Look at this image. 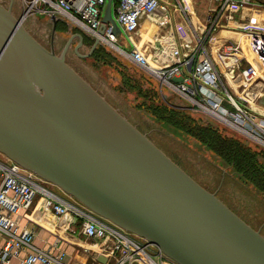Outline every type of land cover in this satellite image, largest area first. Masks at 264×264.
<instances>
[{"label":"water","instance_id":"obj_1","mask_svg":"<svg viewBox=\"0 0 264 264\" xmlns=\"http://www.w3.org/2000/svg\"><path fill=\"white\" fill-rule=\"evenodd\" d=\"M112 2L103 28L120 33ZM68 45L46 48L0 2V151L181 264H264L260 231L118 112L66 61Z\"/></svg>","mask_w":264,"mask_h":264},{"label":"built area","instance_id":"obj_2","mask_svg":"<svg viewBox=\"0 0 264 264\" xmlns=\"http://www.w3.org/2000/svg\"><path fill=\"white\" fill-rule=\"evenodd\" d=\"M34 1L49 4L54 12L66 13L81 29L99 37L103 45L126 53L137 65L154 74L160 84L183 95L195 110L230 124L246 137L264 144V119L250 107L253 98L250 102L241 103L231 94L223 82L219 63L214 62L203 41L211 36L223 11L253 3L264 6V0H208L214 6L208 8L203 38L197 39L193 48L190 42L179 43L169 53L164 52L159 62H152L153 64L141 48L134 45L130 49L125 48L118 40L123 38V34L132 37L137 33L143 13L153 14L157 9L162 10V16L158 18L161 23L167 22L171 10L169 1L113 0L112 16L121 29L120 33L113 31L114 23L111 20H107L103 28L108 0ZM148 17L156 18L152 15ZM101 28L104 29L103 33L99 31ZM243 28L247 32L248 53L243 52L235 42H224L218 50V58L227 74H232L234 68L242 65V60H246L241 70L242 85L247 86V91L250 88L257 90L264 82V24L260 23L255 27L246 24ZM178 76L180 78L176 79ZM242 85L239 95L244 92ZM224 98L235 107V111L221 105ZM8 159H0V264H11L22 250L25 253L19 264H69L64 249L55 253L41 248L27 249L35 232L29 223L19 221L17 215L30 209L41 185L33 180L29 169L10 157ZM44 189L46 193L43 205L47 209L53 210L58 218L72 213L79 219V230L87 237L103 240L104 249L110 254L129 257L140 264H181L158 247L150 251L148 245L155 244L148 240L143 243L133 240L124 232L123 227L107 218L105 220V217L103 219V216L79 199L60 197L52 190Z\"/></svg>","mask_w":264,"mask_h":264},{"label":"rangeland","instance_id":"obj_3","mask_svg":"<svg viewBox=\"0 0 264 264\" xmlns=\"http://www.w3.org/2000/svg\"><path fill=\"white\" fill-rule=\"evenodd\" d=\"M185 1L189 2L188 0ZM203 1L205 0H199L198 3L203 5ZM0 2L6 7L10 6L16 17H22L24 27L46 48L49 49L53 42L55 52L60 54L65 45L69 43L65 58L76 71L191 178L208 191L213 192L234 213L252 228L258 229L264 236V188H259L250 180L244 178L231 163L224 161L221 156L197 137L154 114L152 112L153 108L150 106L153 105V102L157 103L159 101L160 96L158 94L160 93L164 99L169 100L175 106L181 107L184 110L182 112L189 114L198 122L216 128L223 135L233 134L234 137L240 138L253 150H264L263 143L253 140L251 137H246L230 124H225L209 114L195 110L183 95L166 85H160V81L154 74L137 65L126 53L119 52L111 46L104 48L106 50L105 54L100 53V51L90 53L93 44L90 41L81 44V39L78 36V34L85 35L89 33L77 26L66 13L54 12L49 4L37 3L34 0H0ZM154 13L161 15L163 11L157 9ZM181 15L185 17L182 11ZM54 21H57V25L52 38ZM156 27L158 28L157 25ZM159 28L163 34L170 30L167 24ZM138 34L141 40L136 37ZM138 34L132 37L123 34V38L119 39L118 43L130 49L133 43L137 45L140 43L139 41H143L148 52L141 49L148 54V58L152 63V57L149 56L150 50L148 49L155 48L157 33L154 27L150 26L140 29ZM211 37L214 36L211 34L207 40H210ZM168 45L173 47V42L172 44L168 43ZM244 62L246 63V60H242V65L237 66L232 74H227L223 82L226 88L231 90V94L241 103L250 102L254 96L253 94L259 91H261L259 92L261 95H258L257 101L262 100L264 82L259 85L257 90L250 88L247 91V86L242 85L241 70ZM240 84L244 87V92L241 95L238 93L241 89ZM149 89L151 91H146ZM153 92H155V95H152ZM163 92L165 93L163 94ZM221 105L235 111V107L226 98L222 100ZM249 105L254 110L253 99ZM8 158L7 154L0 151L1 160L8 161ZM259 159L261 160V157ZM31 176L35 182L41 185L35 198L36 201L41 203L40 205H43L45 200L46 190L44 187L52 190L60 197L76 199L57 184L42 178L33 171H31ZM123 229L133 240H138L141 243L147 241L145 237L125 228ZM148 246L150 251L151 249L155 250L157 247L156 245ZM102 256L103 254L94 259L99 263L103 262L102 260L106 261L107 257L102 259ZM113 258V264H140L137 260L132 261L129 257H122L119 254L113 256Z\"/></svg>","mask_w":264,"mask_h":264},{"label":"crops","instance_id":"obj_4","mask_svg":"<svg viewBox=\"0 0 264 264\" xmlns=\"http://www.w3.org/2000/svg\"><path fill=\"white\" fill-rule=\"evenodd\" d=\"M167 1L170 2L171 6L170 19L165 23H161L158 17L162 15L156 13H143L140 16L139 28L136 33L137 35L139 30L145 27H154L157 33L156 46L155 48L148 49L150 50L149 56L152 57L153 63L159 62L164 52L169 53L170 50L179 43L190 42L191 48H193L197 39L203 38L208 19V7L214 6V4L208 0L203 1V5L198 3L199 0H188L189 2L185 0ZM206 4H208V6L205 7ZM181 11L184 13L185 17L181 15ZM149 15L156 18L151 17L150 19L148 17ZM260 23L264 24V6L254 3L246 4L242 7L223 11L218 19L216 28L211 31L214 37H211L210 40L204 38L203 41L207 44V48L214 62L216 64L219 63L218 68L221 71L223 80L227 73L218 58V50L221 48L222 43L235 42L243 52L248 53L247 47L244 49L240 42V40L243 39L246 46L247 32H245L246 29H244L243 26L252 24V26L255 27V25H259ZM165 24H167L170 30L163 34L159 27L165 26ZM136 37L140 38L139 34ZM160 40H162V42H160ZM139 42L140 43L137 45L132 43L134 46L148 52L145 43L143 41ZM172 42L173 47L168 45V43L172 44ZM235 69L236 67L234 70ZM179 78V76L176 77V79ZM259 92L253 94V108L258 113L259 117L264 119V94L261 96L262 100L257 101L258 95H261ZM164 93L165 92H163V94ZM257 102L258 104H256ZM40 204V202L34 200L29 210H25L23 213L17 215L19 221L22 223H29L35 232L30 247L27 249L33 250L41 248L53 253L60 249H64L67 252L66 259L69 264H113V256L115 255L110 254L104 249L103 240L85 236L79 230V219L77 217L72 213H68L62 218H58L53 210L47 209ZM24 253L25 251L22 250L18 256L14 257L11 264H19ZM101 254H103L102 259H106L107 257V260H102L103 262L99 263V261L97 262L94 258L101 256Z\"/></svg>","mask_w":264,"mask_h":264},{"label":"trees","instance_id":"obj_5","mask_svg":"<svg viewBox=\"0 0 264 264\" xmlns=\"http://www.w3.org/2000/svg\"><path fill=\"white\" fill-rule=\"evenodd\" d=\"M104 50L102 47L96 49V51L105 54L106 50ZM149 84L151 83L149 82ZM146 91L149 92L151 89ZM152 95H155V92ZM158 96H160L159 101L153 102V105L150 106L153 108L154 114L197 137L221 156L224 161L231 163L244 178L259 188H264V150H253L233 134V136L223 135L216 128L198 122L189 114L182 112L184 110L181 107L171 104L169 100L162 97V94L159 93ZM258 156L261 157V160Z\"/></svg>","mask_w":264,"mask_h":264},{"label":"flooded vegetation","instance_id":"obj_6","mask_svg":"<svg viewBox=\"0 0 264 264\" xmlns=\"http://www.w3.org/2000/svg\"><path fill=\"white\" fill-rule=\"evenodd\" d=\"M55 20H57V19L55 18ZM55 25H57V21H55ZM85 35H86V36H85ZM85 35L83 34L81 44H84V43L90 41V42L94 45L95 40H96V36H93V35H91V34H85ZM81 44H80V45H81ZM93 45H92V48H93V49H91V50H92L91 53H92V52H95L97 48H100V47L105 48V47H106V46L103 45L100 41H99L95 46H93Z\"/></svg>","mask_w":264,"mask_h":264},{"label":"bare ground","instance_id":"obj_7","mask_svg":"<svg viewBox=\"0 0 264 264\" xmlns=\"http://www.w3.org/2000/svg\"><path fill=\"white\" fill-rule=\"evenodd\" d=\"M240 42H241V44H242L243 48L245 49V48H246V46H245V42L243 41V39H242V40H240Z\"/></svg>","mask_w":264,"mask_h":264}]
</instances>
